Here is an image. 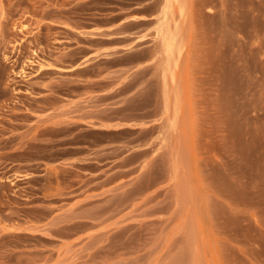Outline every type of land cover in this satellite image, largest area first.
Returning a JSON list of instances; mask_svg holds the SVG:
<instances>
[{"label": "rangeland", "instance_id": "rangeland-1", "mask_svg": "<svg viewBox=\"0 0 264 264\" xmlns=\"http://www.w3.org/2000/svg\"><path fill=\"white\" fill-rule=\"evenodd\" d=\"M0 264H264V0H0Z\"/></svg>", "mask_w": 264, "mask_h": 264}, {"label": "crops", "instance_id": "crops-1", "mask_svg": "<svg viewBox=\"0 0 264 264\" xmlns=\"http://www.w3.org/2000/svg\"><path fill=\"white\" fill-rule=\"evenodd\" d=\"M145 2H148V1H145Z\"/></svg>", "mask_w": 264, "mask_h": 264}]
</instances>
